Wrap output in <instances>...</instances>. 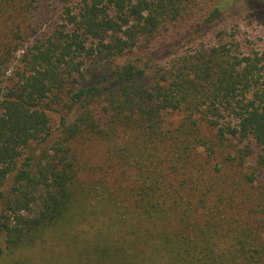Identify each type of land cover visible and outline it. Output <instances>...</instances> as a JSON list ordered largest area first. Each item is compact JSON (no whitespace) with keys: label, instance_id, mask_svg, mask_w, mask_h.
<instances>
[{"label":"trees","instance_id":"trees-1","mask_svg":"<svg viewBox=\"0 0 264 264\" xmlns=\"http://www.w3.org/2000/svg\"><path fill=\"white\" fill-rule=\"evenodd\" d=\"M67 2L4 85L10 56L0 51V198L13 177L0 242L16 255L53 240L58 264H264V52L201 43L167 64L98 72L150 51L198 2ZM254 8L264 16V0ZM20 9L0 0V18ZM53 104L76 114L61 115L60 134L37 154ZM82 138L105 164L81 160Z\"/></svg>","mask_w":264,"mask_h":264},{"label":"rangeland","instance_id":"rangeland-1","mask_svg":"<svg viewBox=\"0 0 264 264\" xmlns=\"http://www.w3.org/2000/svg\"><path fill=\"white\" fill-rule=\"evenodd\" d=\"M67 1L74 0H18L20 12L12 10L0 18V51L5 52V57L10 56L5 68L3 85L9 82L8 77L21 64L25 50L38 39L44 40L57 22H61L60 16ZM197 2L196 13L185 19V22L171 25L164 39L158 41L150 51L139 48L126 52L121 57L105 62L103 67L97 69L98 72H109L116 67V64L128 60L138 64L147 62L167 64L174 56L192 50L201 43L233 41L239 44V49L244 54L264 52V16L254 8L257 0H197ZM215 6L220 7V13L206 20L210 10ZM221 30L224 34L218 36ZM3 44L6 45L2 47ZM16 45L17 47L14 48ZM7 49H10L11 54ZM88 77L90 78L89 75ZM68 97L65 95L64 99L67 100ZM53 108L50 111L53 118L51 135L47 140L35 145L34 152L37 154L51 146L61 131V115L69 114L68 107L63 105L53 104ZM75 114L76 111H72L68 118ZM181 118L180 112L172 114L174 124H178ZM86 141L82 138L75 142V149L81 155V160H91L95 165L105 164L108 159L100 147L96 143L90 145V142ZM100 175L101 171L97 172V176ZM12 180L13 177H10L4 184L5 196L0 198V212L4 214H7L6 200L10 194ZM0 247L3 249L0 264H16L22 256L32 257L31 264H58L61 263L58 258L63 252V247L53 240L38 242L34 247L26 248L16 255L9 253L4 237L1 238Z\"/></svg>","mask_w":264,"mask_h":264}]
</instances>
